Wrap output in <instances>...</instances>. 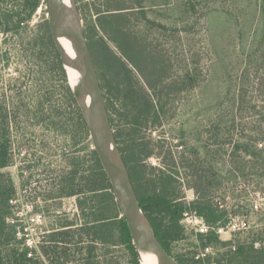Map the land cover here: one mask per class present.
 <instances>
[{
  "label": "rangeland",
  "instance_id": "1",
  "mask_svg": "<svg viewBox=\"0 0 264 264\" xmlns=\"http://www.w3.org/2000/svg\"><path fill=\"white\" fill-rule=\"evenodd\" d=\"M76 4L85 31L82 8L103 11L101 0ZM125 5L134 11L127 31L146 38L169 84L165 118L141 134L155 153L170 150L182 159L179 172L187 178L176 195L221 215L215 226L205 222L203 242L212 239L208 247L180 222L184 238L170 250L187 264H235L239 251L264 242V0H126ZM87 17L95 20L94 11ZM47 20L46 0L33 13L22 0H0V144L8 152V166L0 173L14 185L13 214L32 247L52 230L56 216L79 214L75 197L56 200L60 209L49 208L54 202L41 193H48L52 171L71 170L69 161L80 163L87 155ZM173 81L180 82L176 91ZM102 90L107 106L109 95ZM116 109L107 107L114 135L122 129ZM162 161L152 155L144 164L162 168ZM114 250V263L129 264L127 255L120 258L122 249Z\"/></svg>",
  "mask_w": 264,
  "mask_h": 264
},
{
  "label": "trees",
  "instance_id": "2",
  "mask_svg": "<svg viewBox=\"0 0 264 264\" xmlns=\"http://www.w3.org/2000/svg\"><path fill=\"white\" fill-rule=\"evenodd\" d=\"M22 2L23 7L33 13L40 0ZM125 2L101 0L103 11L97 8L91 10L89 5L82 8V16L86 18L85 34L99 71L101 87L109 95L107 107L114 110L116 105L118 108L117 121L122 122L119 127L122 129L115 133V137L139 204L150 220L157 239L173 256L170 244L184 238L179 223L185 211L196 209L197 215L210 226L217 225L221 215L197 202L186 204L182 194L176 195V189L181 188L183 178H187L186 174L182 177L179 172L178 163L182 165V159L178 158L177 161L170 150L155 153L154 146L150 141H145L141 134L142 131L160 125L165 118L166 103L163 100L168 95L169 84L165 83L168 79L164 77L165 71H160V68L165 69L160 57L146 48V38L127 31L126 23L134 11ZM88 11H94L95 20L87 17ZM45 38L47 41L50 39L46 35ZM110 44L114 45L119 55L111 49ZM56 55L59 77L74 107L76 132L83 141H87V155L80 163L69 161L71 170L60 171L59 174L52 171L49 191L47 194L41 193V196L54 202L49 208L57 206L58 209L61 204L55 203L56 200L75 197L79 214L72 219L68 215H64V219L56 216L51 232L41 236L37 249L30 248L13 214L14 185L11 179H5L0 173V264H116L113 262V253L118 248L125 252L120 258L126 259L127 255L129 264H139L126 221L121 216L109 180L91 148L81 108L67 82L59 56ZM127 63L132 65L136 75ZM184 83L181 79V85ZM173 84L176 91L180 82L173 81ZM195 86L194 83L190 84V87ZM111 122L115 120L112 118ZM120 138L122 142L119 143ZM152 155L162 158V168H148L144 164ZM7 166L6 144H0V170ZM194 183L198 184L199 179ZM211 240L210 237L204 243L200 236L202 245L207 246ZM237 255L235 264H264L263 248L255 249L250 245ZM174 258L180 264H187V261Z\"/></svg>",
  "mask_w": 264,
  "mask_h": 264
},
{
  "label": "water",
  "instance_id": "3",
  "mask_svg": "<svg viewBox=\"0 0 264 264\" xmlns=\"http://www.w3.org/2000/svg\"><path fill=\"white\" fill-rule=\"evenodd\" d=\"M46 2L47 26L52 42L70 88L71 85H76L84 93L85 106H79L92 149L109 180L121 216L126 221L139 264H180L163 248L139 204L128 168L116 144L104 93L76 0ZM67 19L71 24L68 34L64 36L62 31Z\"/></svg>",
  "mask_w": 264,
  "mask_h": 264
},
{
  "label": "built area",
  "instance_id": "4",
  "mask_svg": "<svg viewBox=\"0 0 264 264\" xmlns=\"http://www.w3.org/2000/svg\"><path fill=\"white\" fill-rule=\"evenodd\" d=\"M256 209H257V207L255 206V210ZM180 222L181 223H185L188 226H190L191 229H193L195 231V233L198 234L199 236L205 237L207 235V233H208L209 226H207V224L205 223L204 219L201 216H198L195 211H185L182 214V218H181ZM27 245L30 248L37 249V245L38 244H36L34 247L29 245V243H27ZM207 247H205V248H207ZM254 248L255 249H261V248L264 249V242L254 244ZM45 264H51V263L50 262H45Z\"/></svg>",
  "mask_w": 264,
  "mask_h": 264
},
{
  "label": "bare ground",
  "instance_id": "5",
  "mask_svg": "<svg viewBox=\"0 0 264 264\" xmlns=\"http://www.w3.org/2000/svg\"><path fill=\"white\" fill-rule=\"evenodd\" d=\"M70 24H71L70 20L67 19L65 21V24L63 26V31H62V34L64 36L68 34L69 29H70ZM69 52L71 53L72 50L70 49ZM71 89H72L74 96L76 97L79 105L81 107H84L85 106V96H84V93L82 92V90L79 87H77L76 85H71ZM111 150L113 151V148H111Z\"/></svg>",
  "mask_w": 264,
  "mask_h": 264
},
{
  "label": "crops",
  "instance_id": "6",
  "mask_svg": "<svg viewBox=\"0 0 264 264\" xmlns=\"http://www.w3.org/2000/svg\"><path fill=\"white\" fill-rule=\"evenodd\" d=\"M46 232L50 233L51 231H46Z\"/></svg>",
  "mask_w": 264,
  "mask_h": 264
}]
</instances>
